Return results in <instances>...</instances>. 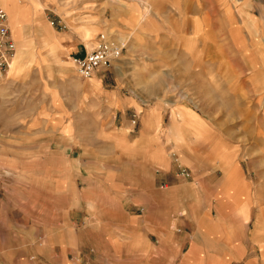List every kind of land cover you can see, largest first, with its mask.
<instances>
[{"label":"crops","instance_id":"obj_1","mask_svg":"<svg viewBox=\"0 0 264 264\" xmlns=\"http://www.w3.org/2000/svg\"><path fill=\"white\" fill-rule=\"evenodd\" d=\"M0 4L19 29L10 1ZM117 5L120 14L143 13ZM168 11L177 21L144 35L145 49L161 45L165 52L141 61L142 74L151 82L159 76L160 85L128 87L124 73L97 70L96 87H81L79 107L68 105L80 109L83 125L91 117L102 128L93 142L101 149L42 152L40 108L33 106L27 123L22 115L13 118L24 107L17 99L10 105L15 96L0 84V158L17 159L0 173L32 178L27 197L0 199L2 249L23 252V242L12 239L30 237L33 254L49 255L52 264H264V0L242 1L232 13L239 21L224 26L235 60L184 55V38L195 39L198 24L185 28L178 21L183 10ZM112 37L122 51L139 45L131 33ZM86 52L82 42L71 51L73 57ZM17 57L16 66L21 50ZM239 87L240 118L232 116ZM206 104L208 115L201 110ZM29 124L34 129L25 141L20 135ZM172 154L188 167V177L177 173ZM64 168L66 178L60 177ZM58 205L65 206L62 216Z\"/></svg>","mask_w":264,"mask_h":264},{"label":"rangeland","instance_id":"obj_2","mask_svg":"<svg viewBox=\"0 0 264 264\" xmlns=\"http://www.w3.org/2000/svg\"><path fill=\"white\" fill-rule=\"evenodd\" d=\"M8 1L13 6L9 5L12 13L19 18V30L17 32L14 28L8 12L0 4L7 14L10 35L16 46L9 69L0 78V84H8L10 98L12 95L15 96L13 100H10V105L17 99L18 104H22L24 107L22 114H14L13 118L22 115L27 123L33 106L37 105L40 108L41 124L38 129L42 152L55 149L65 151L66 147L70 150L73 146V150H78L79 146L93 150L102 148H97L93 143L99 138L102 128H98L95 125L96 121H92L91 117L88 119L89 125H83L80 116L76 115L80 114V109H72L68 106L78 103L77 107H79L81 87L88 86L89 92L96 87L94 76L97 72L89 79H80L73 65L71 51L79 42L85 44L91 51L96 48L100 36H103L111 45L118 46L112 35L131 33L135 40L137 39L138 47L129 51L126 46L123 51L121 50L120 59L112 62L107 68L99 70L98 75L124 73L121 75V81L128 87H144L146 84L160 85L159 76L157 80L151 82L147 79L149 76L142 74L146 70L141 61H144L146 55L160 56L165 51L161 45L145 49L144 35L150 29L156 31L155 34H159L162 25L177 21L176 15H167L169 9L172 11L183 10L184 13L179 16L182 19L179 18L178 21L182 22L185 28L188 25L191 26L193 22L198 24L196 38L193 39V36L189 37V35L184 38V55L191 54L204 62L208 60L210 54H216L222 59L226 57L235 60V56L238 57L234 46L226 40L224 26L227 22L237 23L239 21L233 14L244 0H104V7L98 6L100 0ZM118 1L129 8H137L143 13L139 15L120 14ZM230 7H233V14ZM185 33L188 34L189 31L185 30ZM18 50H21V62L16 66ZM238 61L233 64H236L240 70L241 65ZM235 70L234 66L232 71ZM217 81L219 83V79ZM110 86L111 84L108 82L104 84V87ZM217 96L218 98L223 97L222 95ZM241 96L239 87L237 94L233 96L236 98V103L232 104L234 106L233 117L240 118L243 113L240 103ZM50 105L52 106L50 107ZM49 108L55 110L56 120L53 121L55 126L49 124V114H52V110ZM201 110L206 115L210 114L207 104L202 106ZM12 117L10 120L13 119ZM33 129L31 124L26 125L20 137L25 141L31 140ZM55 138L57 143H48L50 139L54 140ZM171 158L176 163L177 173L180 174L185 170L189 176L188 167L181 162V159L175 154H172ZM45 160L47 161V158ZM3 165L16 166L17 159L8 160L6 163L5 159L0 158V166ZM61 165L63 166V164ZM64 170L65 168L60 170V177L66 178ZM30 176L26 173H0V199H5V201H8L9 198L10 200L16 199L17 194L22 198L27 197L32 186ZM40 177L42 183L47 182V164L42 163ZM43 192L47 191L42 189ZM255 197L253 200L256 199ZM6 204L7 202H5ZM57 208L58 216H62L66 212L64 205H58ZM60 220L58 217V224L62 222ZM4 241L5 239L0 238V264H52L49 255L33 254L32 238L30 237L12 239L13 244L16 242L24 244L23 252L18 254L8 253L5 247L2 249ZM57 264H65V262L60 259Z\"/></svg>","mask_w":264,"mask_h":264},{"label":"built area","instance_id":"obj_3","mask_svg":"<svg viewBox=\"0 0 264 264\" xmlns=\"http://www.w3.org/2000/svg\"><path fill=\"white\" fill-rule=\"evenodd\" d=\"M15 50L16 46L10 35L7 14L0 6V78L9 69ZM121 50V47L111 45L103 36H100V41L96 48L86 52L82 57L74 56L72 62L79 77L89 79L97 70L105 69L112 62L118 60L121 56ZM180 175L187 177L188 172L183 170ZM73 264L80 263L74 262Z\"/></svg>","mask_w":264,"mask_h":264},{"label":"bare ground","instance_id":"obj_4","mask_svg":"<svg viewBox=\"0 0 264 264\" xmlns=\"http://www.w3.org/2000/svg\"><path fill=\"white\" fill-rule=\"evenodd\" d=\"M10 16H11V15H10ZM14 17H15V16H14ZM16 30H17V32H18L19 29H16ZM17 32H16V35H17ZM15 61H16V60H15ZM10 64H11V63H10ZM9 66H10V65H9Z\"/></svg>","mask_w":264,"mask_h":264}]
</instances>
